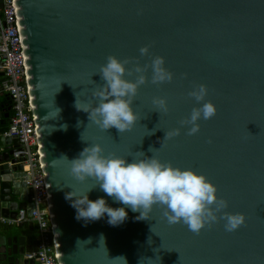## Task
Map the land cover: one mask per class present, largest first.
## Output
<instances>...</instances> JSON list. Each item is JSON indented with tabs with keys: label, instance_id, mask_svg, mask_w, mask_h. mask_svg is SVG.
I'll list each match as a JSON object with an SVG mask.
<instances>
[{
	"label": "water",
	"instance_id": "obj_1",
	"mask_svg": "<svg viewBox=\"0 0 264 264\" xmlns=\"http://www.w3.org/2000/svg\"><path fill=\"white\" fill-rule=\"evenodd\" d=\"M14 3L59 264H264V0ZM20 145L0 218L33 207Z\"/></svg>",
	"mask_w": 264,
	"mask_h": 264
},
{
	"label": "built area",
	"instance_id": "obj_2",
	"mask_svg": "<svg viewBox=\"0 0 264 264\" xmlns=\"http://www.w3.org/2000/svg\"><path fill=\"white\" fill-rule=\"evenodd\" d=\"M1 1L0 93L6 94L11 102V114L3 134L18 138L21 144L14 157L22 163L26 185L32 191L29 202L33 203V207L31 213L27 208H18L15 217H1L0 222L15 226L35 223L37 249L24 253L22 259H34L36 264H59L49 212L48 184L40 162L37 124L26 83V64L16 7L14 0Z\"/></svg>",
	"mask_w": 264,
	"mask_h": 264
},
{
	"label": "crops",
	"instance_id": "obj_3",
	"mask_svg": "<svg viewBox=\"0 0 264 264\" xmlns=\"http://www.w3.org/2000/svg\"><path fill=\"white\" fill-rule=\"evenodd\" d=\"M7 96L4 93H0V118L4 117L6 110L7 109ZM1 124L3 125L2 130L4 132V130L7 128L8 125V121L6 123L1 122ZM19 197H14V199H18ZM33 226H35V232H32V227L29 226V223L23 224L21 226H15V225H9V224H4L0 222V230H8L9 232H13V234L18 233V230L20 231H26L27 235L34 237L33 240L37 241V236H38V232H37V227L35 223H32ZM27 226V227H26ZM10 234V233H9ZM7 233V235H9ZM36 264V263H35Z\"/></svg>",
	"mask_w": 264,
	"mask_h": 264
},
{
	"label": "flooded vegetation",
	"instance_id": "obj_4",
	"mask_svg": "<svg viewBox=\"0 0 264 264\" xmlns=\"http://www.w3.org/2000/svg\"><path fill=\"white\" fill-rule=\"evenodd\" d=\"M7 107H10V109H7V111L4 112V113H7V112H8V113H9V116H10V114H11V102H10V104L7 103ZM9 116H8L7 118H4V117H1V118H0V129H2V127H3V125L1 124L2 120H4L5 123H6V122L8 121ZM26 227H27V226H26ZM31 230H32V232H33V231L35 232V226L32 225V229H31ZM8 232H9V231H8ZM19 232H20V230H18V233H19ZM9 233L11 234V233H13V232H9ZM9 233H8V234H9ZM18 233H15V234H18ZM10 234H9V235H10ZM31 237H32V239L34 238V237L32 236V234H31Z\"/></svg>",
	"mask_w": 264,
	"mask_h": 264
},
{
	"label": "trees",
	"instance_id": "obj_5",
	"mask_svg": "<svg viewBox=\"0 0 264 264\" xmlns=\"http://www.w3.org/2000/svg\"><path fill=\"white\" fill-rule=\"evenodd\" d=\"M6 95V94H5ZM7 96V95H6Z\"/></svg>",
	"mask_w": 264,
	"mask_h": 264
}]
</instances>
